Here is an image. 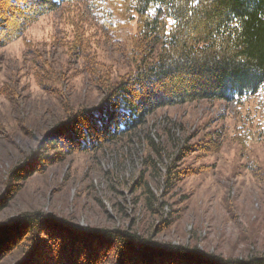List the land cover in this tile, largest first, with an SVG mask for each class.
Masks as SVG:
<instances>
[{"label":"rangeland","instance_id":"374dc122","mask_svg":"<svg viewBox=\"0 0 264 264\" xmlns=\"http://www.w3.org/2000/svg\"><path fill=\"white\" fill-rule=\"evenodd\" d=\"M70 9L40 16L0 46V223L39 210L222 258L264 255V89L240 104L161 107L114 142L54 154L26 180L10 181V171L43 154L38 143L67 113L101 104L98 69L111 81L129 70L117 48L126 47L134 21L114 35L103 22L119 16L107 14L103 0L83 19L85 4ZM76 30L86 38L82 49L69 48ZM211 142L215 149L204 150ZM44 240L51 247L56 238Z\"/></svg>","mask_w":264,"mask_h":264},{"label":"trees","instance_id":"16d2710c","mask_svg":"<svg viewBox=\"0 0 264 264\" xmlns=\"http://www.w3.org/2000/svg\"><path fill=\"white\" fill-rule=\"evenodd\" d=\"M103 1L107 14L119 16L114 24L110 16L103 22L109 31L108 26L115 27L114 35L134 21L135 31L126 37V47L117 48L129 70L111 81L98 69L94 82L104 95L101 104L67 113L38 143L43 154L28 157L10 171V181L26 180L38 165L52 162L54 154L59 158L114 142L161 107L198 100L240 104L264 89V0ZM97 3L0 0V46L21 37L46 13L66 5L75 11V6L85 4L80 12L83 19L97 9ZM152 8L157 12L152 13ZM76 32L69 48L82 49L85 35ZM215 147L207 143L204 150ZM50 150L48 158L44 153ZM43 237L56 241L47 247ZM7 256L13 257L10 264H264L260 254L222 258L197 246L161 242L122 228L83 227L39 210L0 223V263Z\"/></svg>","mask_w":264,"mask_h":264},{"label":"snow or ice","instance_id":"6c2138e0","mask_svg":"<svg viewBox=\"0 0 264 264\" xmlns=\"http://www.w3.org/2000/svg\"><path fill=\"white\" fill-rule=\"evenodd\" d=\"M171 23H175V21H171Z\"/></svg>","mask_w":264,"mask_h":264}]
</instances>
